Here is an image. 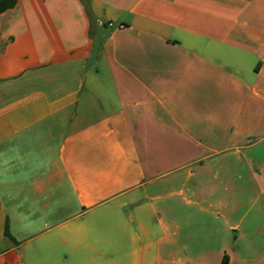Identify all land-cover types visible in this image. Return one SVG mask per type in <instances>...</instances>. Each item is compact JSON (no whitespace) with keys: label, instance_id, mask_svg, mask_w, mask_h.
Here are the masks:
<instances>
[{"label":"crops","instance_id":"1","mask_svg":"<svg viewBox=\"0 0 264 264\" xmlns=\"http://www.w3.org/2000/svg\"><path fill=\"white\" fill-rule=\"evenodd\" d=\"M0 264H264V0L2 12Z\"/></svg>","mask_w":264,"mask_h":264},{"label":"trees","instance_id":"2","mask_svg":"<svg viewBox=\"0 0 264 264\" xmlns=\"http://www.w3.org/2000/svg\"><path fill=\"white\" fill-rule=\"evenodd\" d=\"M16 3L17 0H0V14L6 11L7 9L14 7ZM5 231L7 235L11 236V232L8 225H6Z\"/></svg>","mask_w":264,"mask_h":264},{"label":"built area","instance_id":"3","mask_svg":"<svg viewBox=\"0 0 264 264\" xmlns=\"http://www.w3.org/2000/svg\"><path fill=\"white\" fill-rule=\"evenodd\" d=\"M120 27H121V28H124V27H126V25L123 24V23H121V24H120Z\"/></svg>","mask_w":264,"mask_h":264}]
</instances>
